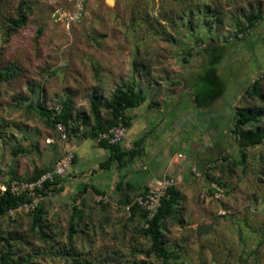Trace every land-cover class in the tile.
Listing matches in <instances>:
<instances>
[{
	"label": "rangeland",
	"instance_id": "obj_1",
	"mask_svg": "<svg viewBox=\"0 0 264 264\" xmlns=\"http://www.w3.org/2000/svg\"><path fill=\"white\" fill-rule=\"evenodd\" d=\"M112 1L0 0V187L34 180L63 155L38 104L66 103L83 127L69 132L71 165L38 205L44 230L33 213L0 216V264H264V116L235 127L237 111L264 112V0ZM209 47L221 49L218 80L200 100L192 83ZM132 84L146 101L125 112L120 145L99 144L91 130L111 121L116 87ZM237 131L259 132L261 142L245 146ZM203 136L216 149L202 172ZM164 175L181 177L160 226L167 261L133 206ZM210 182L224 189L222 200H201ZM100 194L110 203H96ZM202 224L211 229L197 237Z\"/></svg>",
	"mask_w": 264,
	"mask_h": 264
},
{
	"label": "trees",
	"instance_id": "obj_2",
	"mask_svg": "<svg viewBox=\"0 0 264 264\" xmlns=\"http://www.w3.org/2000/svg\"><path fill=\"white\" fill-rule=\"evenodd\" d=\"M253 18V17H250ZM217 48L214 47H209L207 49V55H208V59L206 62V67H205V71L197 78L196 81H193V85H192V89H193V93L195 95V97L197 99H210L213 97V93H214V87L216 85V82L218 80V76H217V65L220 61V56H221V52L219 49L218 51H216ZM216 51V53H215ZM255 88V87H254ZM146 101V96L140 91L137 90L135 88V85L132 84L131 86H125V85H121L119 87H116V89L114 90V93L112 95V99H111V121L106 123V125L103 127L100 123H98L95 127H93V129L91 130V135L93 136V138H96L98 133L107 130L108 128L118 124L119 122H122L126 127H128L129 125V120L128 118L125 116V112L131 109H135L138 106L142 105L144 102ZM98 102L97 100L94 99L92 100V111H93V115L95 120H99L100 115H99V110H98ZM61 105V109L58 113L54 112V110H45L40 104H38L39 108L41 109V111L48 116L49 119L52 120V124L54 125V123L58 122V121H62V122H67L70 121L74 124V126L69 130L70 133L74 132V133H79V127H82V124L76 123L74 121V119H72L71 117V113L69 111V108L67 106L66 103H62ZM237 116L235 118L236 120V124L235 127L238 128L239 126H246L249 123H255L258 121V119L260 117L264 116V112L263 111H254V112H249V111H237ZM83 128V127H82ZM238 137L240 139V143H242L243 145H256L259 144L261 142V135L258 133L253 134L251 132H242V131H237ZM144 138L136 141L137 146L139 144L142 143V140ZM101 145L104 146H108V147H116L120 144L117 145H108L106 143H99ZM139 147V146H138ZM136 149V148H135ZM133 149L132 151H130L129 157L130 158H134L137 155V150ZM111 156L119 163V165H122V160H123V152H121L120 150H113L111 151ZM213 156V154L211 155ZM213 161V160H212ZM211 161V162H212ZM212 164V163H211ZM42 174H44V171L42 172H38L32 179L35 180V178L37 179L38 177H40ZM14 179H18V180H26V179H19V178H14ZM60 178H57V180H59ZM13 180V179H11ZM56 184H45V190L47 191L48 188L51 186H54ZM219 185V184H218ZM220 186V185H219ZM221 187V186H220ZM143 194V193H142ZM103 195V194H102ZM178 201V194L175 191V187L170 188L166 195L162 198L161 201V207L157 213V215L155 216V218L153 219V221L149 224V227L146 228V232L148 234V236L152 239L153 241V247L157 253L158 256H160L161 258H163L165 261L169 260L170 257L168 255L165 254L164 251V247H163V243L161 240V232H160V226L162 225V217L167 216L168 214H170L173 210V206L174 204H176ZM23 202L22 198H18V197H14L11 194H9L8 192L2 193L0 194V216L5 215L7 209L11 208V207H15L17 206L19 203ZM133 206H135L137 209H139L142 213L143 216V223L145 222L144 217L145 214L143 212V210L136 206L135 204H133ZM43 214L41 211V208L37 207L36 211L33 212V224L34 226L37 228L38 231H43ZM1 242V239H0Z\"/></svg>",
	"mask_w": 264,
	"mask_h": 264
},
{
	"label": "built area",
	"instance_id": "obj_3",
	"mask_svg": "<svg viewBox=\"0 0 264 264\" xmlns=\"http://www.w3.org/2000/svg\"><path fill=\"white\" fill-rule=\"evenodd\" d=\"M61 109V105L57 107H51L49 110H54L58 113ZM74 126L70 121L62 122L58 121L54 123V129L58 133V143L63 147V155L58 159L54 167L42 174L35 180H18L13 179L9 181L7 185L0 187V194L8 192L14 197L22 198L23 202L19 203L15 207L7 209L5 216L8 219L16 220L19 215L24 213H33L36 211L41 200L44 198L43 193L45 192V184H53L57 178H63L66 175L68 168L71 165L73 155L70 151L64 149V144L68 140L69 130ZM82 127H79V131ZM127 127L119 122L118 124L108 128L105 131L98 133L95 138L98 143H106L108 145H116L121 143L126 136ZM182 154L174 155V161L183 160ZM191 174L194 179L202 181L203 174L194 167L191 168ZM181 177L178 176H163L160 179L150 183L143 194L138 195L133 204L140 207L144 214V226L149 227V224L153 221L157 215L160 207L162 198L166 195L170 188L178 185ZM52 187V186H51ZM199 197L205 202L220 201L224 198V189L215 182H210L204 186ZM95 201L98 204L110 203V199L107 195H96ZM118 206V204H115Z\"/></svg>",
	"mask_w": 264,
	"mask_h": 264
},
{
	"label": "crops",
	"instance_id": "obj_4",
	"mask_svg": "<svg viewBox=\"0 0 264 264\" xmlns=\"http://www.w3.org/2000/svg\"><path fill=\"white\" fill-rule=\"evenodd\" d=\"M213 130V127H211ZM199 140V139H196ZM199 144H198V143ZM196 145V155L199 157V162L201 163L202 172L205 171L207 167L211 165V161L214 159L211 155L215 153L216 146L212 143L211 139L206 140V136H203L201 141H197ZM161 149H159L160 152Z\"/></svg>",
	"mask_w": 264,
	"mask_h": 264
},
{
	"label": "water",
	"instance_id": "obj_5",
	"mask_svg": "<svg viewBox=\"0 0 264 264\" xmlns=\"http://www.w3.org/2000/svg\"><path fill=\"white\" fill-rule=\"evenodd\" d=\"M107 2L111 5L113 4L112 0H107ZM209 229H211L210 225H199L196 227V236L199 237L202 234H205Z\"/></svg>",
	"mask_w": 264,
	"mask_h": 264
}]
</instances>
